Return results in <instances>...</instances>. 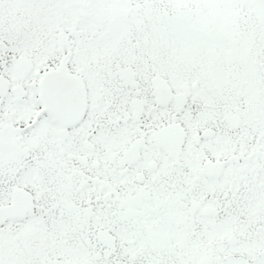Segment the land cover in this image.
<instances>
[{
	"label": "snow or ice",
	"instance_id": "6c2138e0",
	"mask_svg": "<svg viewBox=\"0 0 264 264\" xmlns=\"http://www.w3.org/2000/svg\"><path fill=\"white\" fill-rule=\"evenodd\" d=\"M0 264H264V0H0Z\"/></svg>",
	"mask_w": 264,
	"mask_h": 264
}]
</instances>
